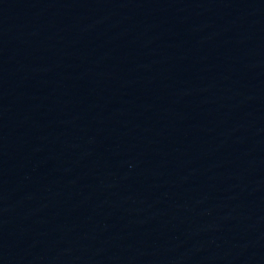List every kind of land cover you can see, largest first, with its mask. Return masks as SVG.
Returning a JSON list of instances; mask_svg holds the SVG:
<instances>
[{"label":"water","instance_id":"1","mask_svg":"<svg viewBox=\"0 0 264 264\" xmlns=\"http://www.w3.org/2000/svg\"><path fill=\"white\" fill-rule=\"evenodd\" d=\"M0 264H264V0H0Z\"/></svg>","mask_w":264,"mask_h":264}]
</instances>
